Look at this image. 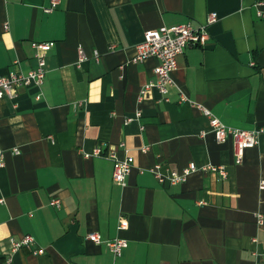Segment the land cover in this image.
Wrapping results in <instances>:
<instances>
[{"label":"crops","instance_id":"0c3cea01","mask_svg":"<svg viewBox=\"0 0 264 264\" xmlns=\"http://www.w3.org/2000/svg\"><path fill=\"white\" fill-rule=\"evenodd\" d=\"M50 6L0 0V76L28 73L38 52L46 70L41 89L0 98V264H264V134L237 163L233 139L220 142L200 107L233 127L264 126V0ZM211 12L218 20L209 38L178 56L167 98L155 88L142 94L158 65L154 57L133 61L145 31L199 27ZM80 46L90 59L79 67ZM97 146L134 157L125 186L113 180L111 158L86 155ZM191 162L198 168L177 184L149 170L160 163L165 173L182 171ZM207 164L226 177L203 170ZM90 232L102 242L87 239ZM26 234L34 243L13 250L12 240ZM116 237L128 242L119 257L107 246Z\"/></svg>","mask_w":264,"mask_h":264},{"label":"built area","instance_id":"2783aa9c","mask_svg":"<svg viewBox=\"0 0 264 264\" xmlns=\"http://www.w3.org/2000/svg\"><path fill=\"white\" fill-rule=\"evenodd\" d=\"M60 0H51V6L47 8V11H51L59 4ZM261 4V2H259ZM260 17H264V12L258 11ZM218 20V14L211 12L205 23L199 27H195L192 23H182L175 26H161L155 29H149L145 31L144 40L137 44V55L133 61L141 62L148 57H154L158 59V65L155 67L156 80L151 81L142 87V94L146 90L155 88L157 89L162 99L167 98L169 87L174 84L172 72L177 68V58L182 54L186 48L193 45H203L209 38V26ZM5 28L8 29V23L5 24ZM33 46L41 50H50L52 48L51 42H33ZM94 58L100 59V54L97 50L94 52ZM38 64L35 68L31 69L28 73L10 71L9 73L0 76V98L8 95L14 97L16 90L19 87H36L41 89L45 80V55L44 52L37 53ZM90 59V56L84 50L83 47L79 48V59L77 65L80 67L83 62ZM42 96L40 92L37 95L39 99ZM184 97V96H183ZM141 98V97H140ZM204 114L209 118L211 130L215 133L217 139L220 142L225 141L231 137L234 141V154L236 162L239 163L242 160L245 149L247 147L255 146L260 141V136L264 134V126H259L254 129H244L227 125L219 117H217L212 110L200 105ZM141 116V111L138 110L133 116H128L126 122ZM205 132H203L204 134ZM143 151H147L148 147H144ZM19 148H14L15 153H19ZM5 151L0 147V167L4 165ZM87 156H107L114 162L113 168V180L122 186L127 184V177L133 167L134 157L130 154L124 158H120L117 155L115 149L104 151L102 147L97 146L92 153H86ZM198 166L195 162H191L182 171L169 170L167 173L163 171V166L160 163H156L151 166L149 170L153 172L155 177L162 183L169 182L170 184H177L184 182L189 173L196 170ZM203 170H212L219 172L222 177H226V171L221 166L213 164H207L202 166ZM261 188H264V179L261 181ZM53 204L60 205V199L55 198L52 200ZM260 222H262V216L260 215ZM120 228L125 229L128 227V221L122 219L120 221ZM87 239L94 241L95 243H101L102 237L98 232H90L87 234ZM35 241V238L31 234H26L20 239L12 240L13 250H18L24 246H30ZM107 246L115 257H119L123 254L124 249L128 246L126 239L116 237L114 239L107 240ZM44 252L43 248L35 250V254H41ZM7 264H11V258L8 259Z\"/></svg>","mask_w":264,"mask_h":264}]
</instances>
